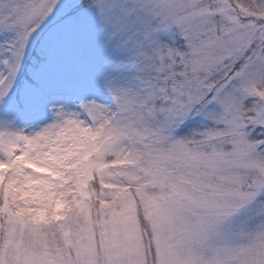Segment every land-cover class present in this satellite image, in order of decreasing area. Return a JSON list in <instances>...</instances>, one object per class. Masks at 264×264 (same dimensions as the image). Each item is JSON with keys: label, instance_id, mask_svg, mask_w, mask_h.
Returning a JSON list of instances; mask_svg holds the SVG:
<instances>
[{"label": "snow or ice", "instance_id": "snow-or-ice-1", "mask_svg": "<svg viewBox=\"0 0 264 264\" xmlns=\"http://www.w3.org/2000/svg\"><path fill=\"white\" fill-rule=\"evenodd\" d=\"M0 264H264V0H0Z\"/></svg>", "mask_w": 264, "mask_h": 264}]
</instances>
